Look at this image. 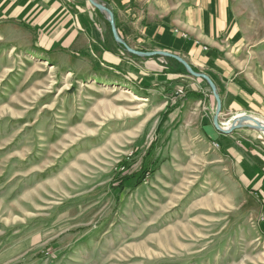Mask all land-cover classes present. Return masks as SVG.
<instances>
[{
	"label": "rangeland",
	"instance_id": "rangeland-1",
	"mask_svg": "<svg viewBox=\"0 0 264 264\" xmlns=\"http://www.w3.org/2000/svg\"><path fill=\"white\" fill-rule=\"evenodd\" d=\"M231 2L243 74L264 90V0ZM99 15L103 47L131 60L132 76L50 58L15 28L0 34V264H264L263 197L217 141L169 115L201 100L188 82L200 81L220 135L242 129L253 150L264 131L217 129L203 78L127 52ZM250 90L258 109L222 116L221 104V129L240 115L264 122Z\"/></svg>",
	"mask_w": 264,
	"mask_h": 264
},
{
	"label": "crops",
	"instance_id": "crops-1",
	"mask_svg": "<svg viewBox=\"0 0 264 264\" xmlns=\"http://www.w3.org/2000/svg\"><path fill=\"white\" fill-rule=\"evenodd\" d=\"M100 1L111 8L119 35L130 46L178 54L194 69L206 73L220 94L222 116L240 114L247 108L258 109L259 94L250 89L259 91L263 99L264 90L243 74V61L237 55L241 38L231 0ZM102 22L101 15L87 0H0V34L15 28L21 34L19 39L50 58L66 60L76 54L77 62L84 68L104 65L114 69L115 75L132 76L136 65L124 55L103 47ZM146 63L148 71L156 64L151 59ZM158 74L163 75L152 73ZM188 82L201 88L204 96L201 100L191 97L179 103L169 120L177 117L173 126L186 129L193 125L196 128L190 133H206L217 141L220 150L229 155L233 167L242 174L241 181L252 182L264 199V146L254 142V149L248 150L245 142L252 135L242 129L220 135L212 125L214 100L200 81Z\"/></svg>",
	"mask_w": 264,
	"mask_h": 264
},
{
	"label": "water",
	"instance_id": "water-1",
	"mask_svg": "<svg viewBox=\"0 0 264 264\" xmlns=\"http://www.w3.org/2000/svg\"><path fill=\"white\" fill-rule=\"evenodd\" d=\"M87 1L92 7H94L95 9H97L98 11H100L101 13L104 14L105 18L107 19V21L110 25L111 34H112L114 41L117 42L118 44L122 45V47L127 52L134 54V55H137V56H144V57L145 56L146 57L153 56V55H161V56L173 58L176 61L180 62L184 66V68L186 69L188 74H190L191 76H194V77L203 78L207 82V84L209 85L211 92H212V95L215 99L216 106H215V113L213 116V124L217 129H219L220 131H222L224 133H229L233 129H237V128H240L243 126H247V127L253 128L255 130L264 131V122L254 118L250 115H240V116L236 117V119L233 120L229 129H226V130L221 129L218 126V114L221 111V99H220V96L217 92V88H216L214 82L210 79V77L208 75H206L205 73H202V72L195 71L182 57H180L179 55H176L174 53H171L169 51H165V50L142 51V50H137V49H134V48L128 46L126 44V42L118 34L112 10L107 5L102 3L101 1H98V0H87Z\"/></svg>",
	"mask_w": 264,
	"mask_h": 264
},
{
	"label": "trees",
	"instance_id": "trees-1",
	"mask_svg": "<svg viewBox=\"0 0 264 264\" xmlns=\"http://www.w3.org/2000/svg\"><path fill=\"white\" fill-rule=\"evenodd\" d=\"M97 11V10H96ZM99 14H101L99 11H97Z\"/></svg>",
	"mask_w": 264,
	"mask_h": 264
},
{
	"label": "bare ground",
	"instance_id": "bare-ground-1",
	"mask_svg": "<svg viewBox=\"0 0 264 264\" xmlns=\"http://www.w3.org/2000/svg\"><path fill=\"white\" fill-rule=\"evenodd\" d=\"M256 115V114H255ZM229 119V118H228ZM260 119V118H259ZM227 122V121H226Z\"/></svg>",
	"mask_w": 264,
	"mask_h": 264
}]
</instances>
